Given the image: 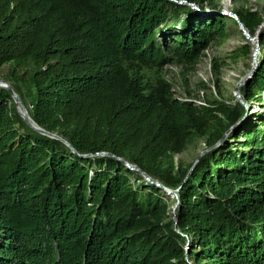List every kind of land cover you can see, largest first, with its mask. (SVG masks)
I'll list each match as a JSON object with an SVG mask.
<instances>
[{
  "label": "trees",
  "instance_id": "16d2710c",
  "mask_svg": "<svg viewBox=\"0 0 264 264\" xmlns=\"http://www.w3.org/2000/svg\"><path fill=\"white\" fill-rule=\"evenodd\" d=\"M191 3L210 8L0 0V69L27 75L12 87L62 137L0 87V264H264V111L239 128L245 104L222 103L209 127V108L143 73L192 63L225 35L229 16ZM236 14L254 33L259 15ZM241 91L264 107V52ZM204 136L190 173L161 165ZM158 181L177 191L173 214Z\"/></svg>",
  "mask_w": 264,
  "mask_h": 264
},
{
  "label": "rangeland",
  "instance_id": "374dc122",
  "mask_svg": "<svg viewBox=\"0 0 264 264\" xmlns=\"http://www.w3.org/2000/svg\"><path fill=\"white\" fill-rule=\"evenodd\" d=\"M207 2L209 3L206 5L210 8L204 11L194 7L193 3L191 6L199 12H204V14L229 16L225 24V35L213 40L192 63L170 62L158 70L145 68L143 73L153 81L163 78L170 87L174 98L183 102H190L203 110H205L203 107L209 108L211 111L206 112L209 127H212L219 118L224 119L225 117V114L216 107L217 105L226 103L232 106L238 102L244 103L248 111L234 125L243 128L247 124L249 114H258L264 111V107L256 102H245L241 91L248 80L250 71L257 65L261 53L264 52L262 45L264 0H207ZM243 7L253 13L252 15H259L260 23L254 25V33H251L247 27H242L239 23L240 19L238 20L236 17L238 16L236 11ZM13 65V62H8L1 67L0 84L6 81L12 86L16 81L22 83V80L27 79V75L24 76L22 70L17 69L13 72ZM19 98L21 99L20 95ZM21 101L23 102L22 99ZM206 139V136L201 137L194 143L187 145L182 152L175 153L172 157H164L161 165L163 167L169 165L172 159L177 168L182 166L185 171L190 173L208 149ZM134 166L138 169V166ZM131 181L132 183L136 182L134 178ZM166 192L168 194L166 198L167 212L173 214L177 207V191L170 189ZM186 247L188 248L187 251L190 252L188 245ZM187 260L189 263L193 262L190 257H187Z\"/></svg>",
  "mask_w": 264,
  "mask_h": 264
},
{
  "label": "water",
  "instance_id": "95a60500",
  "mask_svg": "<svg viewBox=\"0 0 264 264\" xmlns=\"http://www.w3.org/2000/svg\"><path fill=\"white\" fill-rule=\"evenodd\" d=\"M194 7L196 8H199L200 7L198 6V4H193ZM202 11V10H201ZM204 14V12H201ZM206 13V12H205ZM208 13V12H207ZM238 18V16H236ZM239 20V18H238ZM239 23L242 25V27H246L244 25V23L241 22V20H239ZM255 67L252 68V70L250 71L249 75H248V79L253 75L254 71H255ZM0 87H4V88H7L13 95L14 99H15V102H16V105H17V108L20 112V114L22 115V117L34 128L36 129L37 131L43 133V134H47L49 136H52V137H57V138H62L61 136L55 134V133H51V132H48L46 129H44L43 127H41L40 125H38L32 118V116L30 115L29 113V110L27 109V107L25 106V104L21 101V99L19 98V95L17 94V92L14 90V88L11 86L10 83L4 81V82H1L0 84ZM65 142H67L66 140H64ZM130 167H132L133 169L135 168V166L132 164H129L127 163ZM136 169V168H135ZM139 169V168H138ZM143 175L145 177H147L148 179H151V176L147 175L146 173H143ZM158 185H160L161 187H163L166 191L170 190V188H168L167 186L163 185L161 182H157Z\"/></svg>",
  "mask_w": 264,
  "mask_h": 264
}]
</instances>
